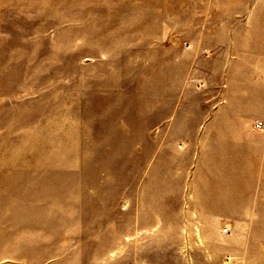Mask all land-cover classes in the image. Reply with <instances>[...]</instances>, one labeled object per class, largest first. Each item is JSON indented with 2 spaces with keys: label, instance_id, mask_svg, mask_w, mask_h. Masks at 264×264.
<instances>
[{
  "label": "rangeland",
  "instance_id": "1",
  "mask_svg": "<svg viewBox=\"0 0 264 264\" xmlns=\"http://www.w3.org/2000/svg\"><path fill=\"white\" fill-rule=\"evenodd\" d=\"M264 0H0V264H264Z\"/></svg>",
  "mask_w": 264,
  "mask_h": 264
},
{
  "label": "built area",
  "instance_id": "2",
  "mask_svg": "<svg viewBox=\"0 0 264 264\" xmlns=\"http://www.w3.org/2000/svg\"><path fill=\"white\" fill-rule=\"evenodd\" d=\"M263 127H264L263 123H257L256 124V128L259 130L263 129Z\"/></svg>",
  "mask_w": 264,
  "mask_h": 264
}]
</instances>
